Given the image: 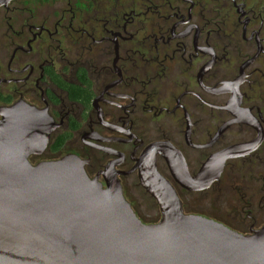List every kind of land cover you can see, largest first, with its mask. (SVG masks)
<instances>
[{
    "label": "flooded vegetation",
    "instance_id": "flooded-vegetation-1",
    "mask_svg": "<svg viewBox=\"0 0 264 264\" xmlns=\"http://www.w3.org/2000/svg\"><path fill=\"white\" fill-rule=\"evenodd\" d=\"M19 104L52 123L32 166L76 157L104 190L111 177L147 226L141 197L162 219L139 167L152 146L175 148L194 178L249 145L216 184L243 187L250 223L264 216V0H14L0 9V122ZM151 173L182 206L203 193L181 188L159 153Z\"/></svg>",
    "mask_w": 264,
    "mask_h": 264
},
{
    "label": "water",
    "instance_id": "water-1",
    "mask_svg": "<svg viewBox=\"0 0 264 264\" xmlns=\"http://www.w3.org/2000/svg\"><path fill=\"white\" fill-rule=\"evenodd\" d=\"M14 0H0L6 8ZM0 122V264H264V227L244 236L202 216L184 213L173 186L151 173L159 153L175 182L192 193L220 181L227 161L249 145L212 156L190 178L182 155L154 145L139 164L144 184L162 211L158 224H142L107 177L108 190L88 178L76 157L32 166L53 130L45 113L26 104L2 112ZM248 148V149H247Z\"/></svg>",
    "mask_w": 264,
    "mask_h": 264
},
{
    "label": "rangeland",
    "instance_id": "rangeland-1",
    "mask_svg": "<svg viewBox=\"0 0 264 264\" xmlns=\"http://www.w3.org/2000/svg\"><path fill=\"white\" fill-rule=\"evenodd\" d=\"M1 9V8H0ZM64 155V153L62 154ZM211 194V193H210ZM207 195V196H201L197 197L193 195L190 200V205H192V210H196L199 212H202L204 214H209L211 217H215L219 221H215L211 218H208L210 220H213L217 223H226L222 224L226 226L227 228L242 234L244 236L251 235L250 229L254 226L255 230H260L262 227H264V216L260 220H258L256 223L253 224L252 222L247 220V213H244L243 217H235L232 213V207H234L230 199V194L225 192L223 197H221L220 193L215 195ZM143 201L142 206V216L145 221L148 222V225H155L158 224L161 220V213L158 207L152 202V207H150L149 199L146 197H141ZM196 205H199L197 209H195ZM198 216V215H194ZM152 221V223L150 222ZM257 227V228H256Z\"/></svg>",
    "mask_w": 264,
    "mask_h": 264
},
{
    "label": "trees",
    "instance_id": "trees-1",
    "mask_svg": "<svg viewBox=\"0 0 264 264\" xmlns=\"http://www.w3.org/2000/svg\"><path fill=\"white\" fill-rule=\"evenodd\" d=\"M221 183H222L221 185H220V184H216V185H214L210 190L201 193V195H195V196H197V197H201V196H207V195H209L210 193H211L212 195H215V194H219V193H220V195L222 194L221 197H223L224 193L227 192V193L230 194V199H229V200H231V202H232V201H236V202L241 203L239 210L236 211V212H234L233 207L231 206L233 216L238 215L239 217H243L244 213L246 212V210H244L245 207H246L245 204H244V198H245V196H246V193L244 192V190H242L243 187L240 186V185H237V186H236V189L238 188V190H237L236 193L234 194L232 188H231V189L227 188V189H225V190L223 189V188H224L223 184L226 183V182L222 181ZM221 186H222V187H221ZM239 188H240V189H239ZM211 194H210V195H211ZM232 195H233V196H232ZM234 196H235L236 200H235ZM191 197H192V196L190 195V196H188L187 198H184V200H183V208H184V211H185L186 214H188V215H198V216H202V217H205V218H211V219H213V220H215V221H217V222L219 221V220L216 219L215 217H211L209 214H204V213H202V212H199V211H196V210H192V208H191L192 205H190ZM198 206H199V205H196L195 209H197ZM234 213H235V215H234ZM222 224H226V223H222ZM226 226H227V225H226ZM229 228H230V227H229Z\"/></svg>",
    "mask_w": 264,
    "mask_h": 264
},
{
    "label": "bare ground",
    "instance_id": "bare-ground-1",
    "mask_svg": "<svg viewBox=\"0 0 264 264\" xmlns=\"http://www.w3.org/2000/svg\"><path fill=\"white\" fill-rule=\"evenodd\" d=\"M99 184V183H98ZM104 190V189H103ZM158 201V200H157Z\"/></svg>",
    "mask_w": 264,
    "mask_h": 264
}]
</instances>
